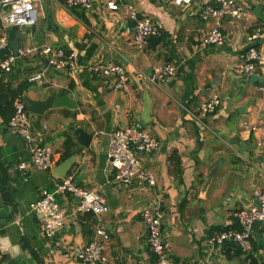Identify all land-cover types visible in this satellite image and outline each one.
Returning <instances> with one entry per match:
<instances>
[{"label":"crops","instance_id":"1","mask_svg":"<svg viewBox=\"0 0 264 264\" xmlns=\"http://www.w3.org/2000/svg\"><path fill=\"white\" fill-rule=\"evenodd\" d=\"M108 1L92 0L90 10L77 13L65 9L60 0H39V22L32 28L47 27L49 10L55 29L35 41L32 28H27L21 47L36 43L77 50L80 67L46 69L44 59L32 55L19 58L5 78L14 88L23 86L22 98L66 95L76 102L78 112L72 115L71 109L61 106L43 114L32 113L31 142L12 133L0 115V163L9 176L8 201L0 190V264H82L76 249L90 240L97 225L108 232L103 253L109 261L152 264L140 211L155 206L165 213L162 231L175 264H245L234 244L215 250L207 238L214 229L219 230L216 227L237 225L234 212L253 205V189L264 185V78L238 75L233 70L246 46V27L225 20L226 42L203 45L199 39L208 22L200 13L213 0H192L188 5L171 0H113L116 10L107 8ZM236 1L251 11L250 27H260L264 0ZM130 6L140 18L162 24L158 41L149 40L142 50L133 46L127 26ZM256 45L264 54V37ZM112 62H120L127 71L129 79L123 90L113 88L111 77H97L91 70V66ZM168 62L177 67L176 77L161 84L152 82L154 69ZM40 70L41 83L27 81L29 74ZM213 93L219 95L220 105L199 127L190 112H196ZM146 97L149 120L142 128L159 140L160 147L154 153L139 152L138 157L156 183L153 187L138 182L117 184L108 167L109 135L115 129L139 124ZM77 127L92 136L90 145L82 150H75L77 141L71 134ZM32 144L51 147L50 170L18 168L20 162L29 160ZM70 157L73 160L65 176L71 174L77 186L95 190L109 211L100 217L71 216L76 197L56 194L70 216L59 232L47 238L31 204L43 190L56 191L63 177L52 171ZM176 159L180 175L175 172ZM263 229L252 230V264H264Z\"/></svg>","mask_w":264,"mask_h":264},{"label":"built area","instance_id":"2","mask_svg":"<svg viewBox=\"0 0 264 264\" xmlns=\"http://www.w3.org/2000/svg\"><path fill=\"white\" fill-rule=\"evenodd\" d=\"M39 0H0V78H6L10 74L19 58L37 55L44 59V68L54 70L69 69L77 70L80 67L79 52L77 50L65 51L62 48L39 45L32 43L20 47L19 57L13 55L8 46V36L11 26L19 27L20 35L26 34L27 28H32L39 18ZM65 9L90 10L92 0H60ZM173 4L188 5L192 0H171ZM107 8L116 10L118 5L109 0ZM128 16L135 19L137 12L132 6L128 8ZM201 18L208 22L204 36L199 39L203 45H223L227 34L223 30V22L228 20L246 27L245 48L241 54V62L234 68V73L242 76L255 74L264 78V54L257 48V40L264 37V26L252 28L250 22L251 11L236 0H213L203 6ZM28 26V27H27ZM132 44L137 50H142L151 37L160 35L162 24L147 18H139L131 28ZM92 72L97 77H111L113 88L123 90L128 83V74L125 66L120 62L97 64L91 66ZM177 67L173 63H165L157 66L152 75L154 83H165L176 77ZM42 71L31 73L27 77L28 82L41 83ZM220 97L217 93L211 94L202 102L196 112H190L191 119L199 127L204 126V119L212 115L220 105ZM31 114L25 108L23 98L17 97L13 101V113L7 121L9 130L28 142L32 140ZM250 130H255L253 125H245ZM102 133V132H100ZM108 146V167L113 172V180L117 184L129 185L135 182L153 187L156 183L154 174L140 162L138 153H154L160 147V142L145 128L138 125H130L115 129L110 132ZM53 150L47 145L32 144L30 158L27 162H20L18 168L22 171L27 169L47 171L51 169ZM56 194H67L69 197L79 198L74 206L71 216L74 214H92L96 217L107 213L109 208L95 190H87L74 183V176H63L57 185L55 192L43 190L41 197L31 204V209L36 214H41L42 233L51 238L66 224L70 215H66ZM253 197L256 198L260 207L252 204L241 206L234 212L237 228L228 227L212 231L207 243L211 249L219 250L227 244H234L242 253L245 264L254 261L252 244V224L260 221L258 227L264 228V185L253 189ZM140 217L148 232V248L153 255L152 264H175L169 254V243L166 240L162 224L165 213L158 207H144L140 211ZM264 235V229H263ZM0 232V239H1ZM107 230L102 225H97L94 234L89 241L81 244L75 252L82 264H123L118 261H109L103 253L104 243L108 240Z\"/></svg>","mask_w":264,"mask_h":264},{"label":"water","instance_id":"3","mask_svg":"<svg viewBox=\"0 0 264 264\" xmlns=\"http://www.w3.org/2000/svg\"><path fill=\"white\" fill-rule=\"evenodd\" d=\"M77 13H81L83 10L78 8L75 9ZM140 16L137 15L135 19H130L127 22V26L130 28H133L136 24V20L139 19ZM28 27V26H27ZM29 28V27H28ZM55 29V24L52 20L50 11L47 10V27L42 30L35 31L34 28L31 29V33H33V37L35 41H38L39 38L44 36V33L46 31H53ZM19 27L17 25L11 26L9 30V36H8V46L9 49L12 51L13 55L16 57H19V49L21 47V38ZM150 41L152 43L158 41L157 37H151ZM117 59L122 60L120 56H117ZM23 101L25 104V108L28 112L33 114H43L45 111L51 108L56 107H67L72 110L71 114L74 115L78 112L76 102L71 100L68 96L62 95V96H48L44 100H33L31 98H28L27 96H23ZM262 119L264 120V113L261 114ZM149 120V98L146 97V101L143 107V111L140 115V118L137 119L138 125L141 127H146L147 122ZM71 134L76 138L77 145L75 147V150H82L85 147H88L91 143L92 136L90 134H87L85 130H83L80 127L75 128L71 131ZM243 145V144H242ZM73 157H70L63 161L60 165L55 167L53 169V174L56 176H65L67 171L69 170L71 163H72ZM77 202L79 201V198L76 197ZM253 205L260 207L259 201L255 198L253 200ZM41 217V214H38ZM237 223V222H236ZM260 221H255L252 224V228L256 229L260 225ZM148 233V232H147ZM175 261H178L177 258H173Z\"/></svg>","mask_w":264,"mask_h":264},{"label":"trees","instance_id":"4","mask_svg":"<svg viewBox=\"0 0 264 264\" xmlns=\"http://www.w3.org/2000/svg\"><path fill=\"white\" fill-rule=\"evenodd\" d=\"M261 26H264V21L261 24ZM23 86L18 87H12L9 81H7L4 78H0V115L3 116V119L5 121H8L10 116L13 113V101L15 98L20 96V93L22 92ZM66 144L69 145L70 141L69 139L66 140ZM171 156V160H172ZM175 172L180 175L181 169L179 168V160L176 159L175 161ZM8 180L9 176L6 172V168L3 167V165L0 163V190L2 194V198L4 201H8L9 194H8ZM228 227H234L237 228L238 226L233 223L224 227H216V229H223ZM215 230V229H214ZM23 246H27V242L22 239ZM32 252V250H31Z\"/></svg>","mask_w":264,"mask_h":264},{"label":"rangeland","instance_id":"5","mask_svg":"<svg viewBox=\"0 0 264 264\" xmlns=\"http://www.w3.org/2000/svg\"><path fill=\"white\" fill-rule=\"evenodd\" d=\"M37 22H39V21L37 20ZM37 22H36V24H37ZM36 24H35V26H36ZM26 36H27L26 34H22V37H21L22 38V40H21L22 43H24V41L26 40Z\"/></svg>","mask_w":264,"mask_h":264}]
</instances>
